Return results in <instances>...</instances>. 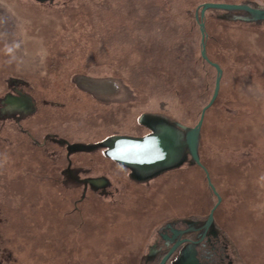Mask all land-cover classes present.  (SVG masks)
<instances>
[{
  "label": "rangeland",
  "instance_id": "1",
  "mask_svg": "<svg viewBox=\"0 0 264 264\" xmlns=\"http://www.w3.org/2000/svg\"><path fill=\"white\" fill-rule=\"evenodd\" d=\"M158 1L146 5L145 0H0V91L9 79L41 97L65 66L75 67L80 58L102 60L134 85L133 109L126 103L105 107L74 90L78 118L55 127L49 122L47 127H54L70 141L93 142L111 134L135 137L133 114L146 111L188 129L211 96L215 70L199 59V34L185 13L187 5L168 0L163 11ZM248 19L244 11L223 10L212 12L207 20V49L225 68L218 101L207 108L200 136L201 159L221 197L217 222L239 255L231 252L212 221L201 244L184 245L168 264H264V24L253 25ZM106 27L122 30L110 34L95 31ZM227 42L233 44L230 53L218 55L216 49L222 50ZM66 54L75 62H68ZM43 120H31L30 125L42 130ZM179 147V157L185 156L178 165L142 182L126 180L124 172L115 173L119 166L110 165L111 192L105 194L87 190L80 198L79 190L64 189L58 182L52 185L42 178L36 184L29 178L16 179L14 184L21 193L16 206L24 208L23 212L15 210L17 222L22 216L32 220L37 210L59 218L54 216L58 222L46 243L45 239L38 243L42 236L31 234L23 239L22 248L9 250L14 258L0 255V264H127L132 257L134 264H155L174 236L169 227L202 225L205 218L191 222L184 216L216 200L203 171L194 166L182 144ZM14 154L0 146V162L8 167L10 162L16 172L17 157L24 163L20 169L28 162L34 173L50 172L51 164L41 152L33 150L28 157L21 151ZM90 155L84 153L78 160L90 166ZM98 159L93 160L99 170H108L107 162ZM176 192L182 196L175 197ZM40 194L44 203L32 212L31 205ZM8 198L1 195L0 205L15 207V196L11 204ZM144 199L154 202L147 214L140 213L146 209ZM130 201L133 206H126ZM2 214L4 224L12 223L6 211ZM173 217L177 220L170 222ZM6 252L0 247V254Z\"/></svg>",
  "mask_w": 264,
  "mask_h": 264
},
{
  "label": "flooded vegetation",
  "instance_id": "2",
  "mask_svg": "<svg viewBox=\"0 0 264 264\" xmlns=\"http://www.w3.org/2000/svg\"><path fill=\"white\" fill-rule=\"evenodd\" d=\"M154 2L155 0H145L146 5ZM167 2L168 0H160L157 3L163 5V3L166 4ZM205 2L210 1L192 0L190 4L197 3V5L194 6L192 9H185V13L189 15L191 21L197 26L199 34V56L203 61H205L209 66H211L200 55L201 31L199 22L203 23L204 49L205 54L208 57L205 43L206 37L208 36L206 31L207 20L210 14H212V12L223 11L226 9L206 8L203 12L202 17H200V9L202 4ZM224 3L246 4L251 7H258L264 9V0H238L237 2ZM188 11H190V13H188ZM257 20L258 18H250L248 19L247 23L253 25L264 24L258 22ZM121 30L122 28L119 27H106L105 31H100L98 28H96L95 31L97 34H110L118 33ZM69 50L70 53L73 51L72 49ZM69 55L70 54H66L65 59H67V61L70 63H74V60L69 59ZM82 58L85 57L82 56ZM208 59L211 60L209 57ZM75 64H77L75 67L65 66V70L60 74V78L56 81H53L52 84L54 85H49V88L45 93L41 94V97H37L36 93L33 94L28 88L13 85L12 82H8L9 79L6 81L5 90L3 89V91H0V97L10 92V95H6V97L0 99L1 147L8 149L9 152L15 154L17 153V151H21L22 154L27 153L25 155L26 157L30 156L29 153L33 150L37 151L38 153L41 152L43 155V159L47 160V162L51 164V166H49L50 172L48 174H45L44 172L39 173L37 171L34 173V171H32L31 174L40 175V179L48 178L51 181L58 182L60 186H62L64 189H72L75 191L79 190V192H81L80 198L83 192L87 190H91L93 192H96L97 194H105L111 192V187L108 186V180L109 178H111V174L113 173V171L109 170L110 165L119 166V172L115 173L122 174L124 172V174L126 175V180L128 181L133 179L135 181L142 182L158 175V172H162L163 170H161L159 167H150L145 163V154L144 156L142 154H139L137 156L130 153L129 150L132 146H130L129 143H125V150H123V153L119 155V150H115L113 148L114 144L112 143V138L114 137H112V134L96 139V141L93 142H81L70 141L65 134L54 130V127L57 123L60 124V122H63L65 124L66 122L68 123V121L73 117L78 118V114L75 112V102H77L78 100L74 96V90H79L82 93L89 95L99 105L101 104L105 107H111L113 104L118 103H126L129 105V108L133 109V105L135 103V101L133 102V100H135L137 92L134 88V85L129 79L122 78L120 75H118L111 63L102 60L94 61L93 59L87 61L86 59L84 60L80 58L77 62H75ZM31 89L33 88L31 87ZM43 118L44 120L41 122L42 124L40 125L42 127V130L37 129L38 127H32L30 125L31 120H35L36 122H38L37 120H41ZM49 122H51L54 127H47V123ZM131 122V125L134 129H136L137 134L135 135V137L130 138H145L146 136L153 134L159 122H161V124L165 123L170 126H179L183 128L182 125H180L179 123L173 122L163 115H154L152 113H149L148 115L146 111H141L140 113H137L136 116L135 114H133V119L131 120ZM39 124L40 123H38L37 125ZM1 132L3 134H1ZM84 153L91 154L90 160L92 162L90 166L83 165L82 162L78 160ZM113 154H115V156ZM184 156L185 153L181 155V159H183ZM17 158V161H19V157ZM93 159H98L107 162L108 170H99L100 167L99 165H97L98 163L95 162ZM132 160L134 161L132 162ZM1 195H5L9 198L11 196L10 192L7 189L0 186V196ZM15 199L16 201L18 200V195L16 194ZM76 201L79 200L76 199L75 202ZM128 205L133 206V203H131L130 201L126 204V206ZM3 207L4 206L1 204L0 216L3 213ZM2 218L3 217L1 216L0 220H2ZM169 224L170 222H167L168 226H170ZM194 228V225L192 227L191 225H188L182 228L169 227L170 233L173 234L174 232V236L172 240L169 241L167 248L159 254L155 264L159 263L160 259L163 255H165L170 245L178 239L185 240H183L177 246V248L170 254L168 259L171 258V255H175L178 252L177 249L181 245L185 244L193 246L194 243L197 241V239L194 238ZM201 232L202 229L199 233L200 235ZM0 255H11V253L6 252ZM168 259L164 264H168ZM140 263L141 262L139 261L138 264Z\"/></svg>",
  "mask_w": 264,
  "mask_h": 264
},
{
  "label": "water",
  "instance_id": "3",
  "mask_svg": "<svg viewBox=\"0 0 264 264\" xmlns=\"http://www.w3.org/2000/svg\"><path fill=\"white\" fill-rule=\"evenodd\" d=\"M206 8H219V9H226V10H241L246 12L247 16L251 19H263L264 20V9L258 8V7H251L246 4H235V3H224V2H205L202 4L200 9V17H202L203 12ZM200 31H201V49H200V55L203 59H205L212 67L215 69V76H214V83H213V89L210 98L208 101L201 107L199 116L196 120V122L189 127L188 129H183L181 127H175L170 126L165 123L159 122L157 125L156 130L153 134L146 136L145 138H130V137H114L112 138V143L114 144L113 148L116 150L118 149V154L121 155L123 153V150H125V143H129L130 146H132L129 150L130 153L134 155L144 154L146 155V161L145 163L148 166H154L159 167L161 170L172 168L181 160V157H179V145L182 144V147L185 152H187L192 161L198 165L203 171L205 175V179L207 182V185L211 189L213 195L215 196L216 200L214 204L209 209V212L202 223V232L199 239H202V237L206 234V231L210 226H212L213 221V211L216 208V206L220 202V195L215 189V186L210 180L209 173L206 169V167L200 162L199 156L197 153V145H198V139H199V133H200V127L202 125L204 113L208 107L211 106L214 99L216 98V95L218 93L219 89V82L222 75V69L218 65V63L213 62L208 59V57L205 54L204 49V29H203V23L199 22ZM177 125V124H176ZM115 156V154H113ZM134 160H132L133 162ZM159 169V170H160ZM185 239H178L174 241L170 247L167 249V252L165 255L162 256L158 264H164L170 254L177 248V246Z\"/></svg>",
  "mask_w": 264,
  "mask_h": 264
},
{
  "label": "trees",
  "instance_id": "4",
  "mask_svg": "<svg viewBox=\"0 0 264 264\" xmlns=\"http://www.w3.org/2000/svg\"><path fill=\"white\" fill-rule=\"evenodd\" d=\"M191 1L192 0H181V3L187 5L186 8H191L192 9L194 6L197 5V3L190 4ZM137 2H139V1H137ZM140 2H143V0H140ZM148 7H150V6H148ZM161 7H162L163 11H166L167 8H168V7L165 6L164 3H163V5ZM133 9H134V7L132 9H130V10L134 11ZM162 9H161V11H162ZM163 14H165V12H163ZM257 21L260 22V23H264V20L258 19ZM209 39H210V36L208 34V36L206 37V40H205L207 55L212 61H216L220 65V67L222 69V76H223V72H224V68H225L224 64L222 62H220L219 60L213 58L210 55V53H209V51L207 49V45H208ZM232 47H233V44L231 42H227V44L224 43L223 47L221 48L222 50L216 49V53L218 55H220V56L224 55L225 53L229 54L231 49H232ZM175 59H179V56L178 57L176 56ZM199 59L202 61L203 64H207L205 61H203L200 58V56H199ZM210 67L213 68L212 66H210ZM222 76H221L220 84L222 82ZM217 101H218V95H217V98L214 100V102L212 103L211 106L216 104ZM198 115H199V113H198ZM197 118H198V116H197ZM201 129H202V126H201ZM200 136H201V131H200V135H199V139H198L197 153H198L200 161L206 167V169H207V171L209 173L210 179H211L212 178L211 177V171L209 170L208 166L202 161L201 156H200V142H201ZM10 153L14 154L12 152H10ZM15 163L17 164V165H15L17 167V169H16L17 172L15 171V167L14 168H10L12 166V164L10 162L8 163L9 167L6 164H2L0 162V186L5 188V189H7L10 192L11 196H10V198H8V202L10 204L12 202V197L15 196V194L18 195V200L17 201H19V198H20V195H21V193L17 192L16 184H14V181L16 179L20 178V179L26 180V179L29 178V179L34 180V182L36 184H38V182H41V179L39 178L40 175L31 174L33 169L29 167V163L28 162L26 163V166H23L22 169H20V167H22V164H24V163H22L21 161H15ZM194 166H196L197 168H200L195 163H194ZM165 170H167V169H165ZM200 170H202V169L200 168ZM45 181L51 183L52 185L57 183L55 181H51L48 178L45 179ZM211 182H212V180H211ZM208 190L210 191V193H212L209 187H208ZM174 196L175 197H181L182 193L181 192H176L174 194ZM43 197L44 196L40 194V197L36 198L35 203H32L31 206L34 208V209H32V212H35L36 211L35 209H39L41 207L40 205L42 203H44L43 202L44 201ZM33 199H35V198H31L30 201H32ZM163 200H166V199H163ZM17 201L13 199V202L15 203V207H13V206H4L3 207V210L5 209L4 211H6L8 213V216H9L10 220L12 221V223L9 221L11 224L9 222H8L9 224L8 223L4 224L6 221H5V217L2 216L3 218H2L1 221H2V224H4V226H2L3 230L0 227V247H1L2 252H6V250H8V252H9V250H12L11 252H13L14 248H16V247L19 248V246L22 248L23 247L22 245H24V243L26 242L23 239H29L31 234L34 235V236L35 235L36 236H38V235L42 236V238L40 236H38V237L41 238L40 240L37 238L39 240L38 243L39 242L43 243L44 239H45L44 243H46L47 240H48V236H49L50 232H52V230H53L54 224H56L58 222L57 219L55 221V219H53V218H54V216L56 218H59V216L55 215V213H53L54 215L53 214L52 215L48 214V216H45V211H42V210H40V211L37 210L38 213L35 212L36 215L34 217H32V220L28 219L29 216H26L27 219L22 216V217H20L21 219H19V221L21 220V222H19V221L17 222L19 214L17 213V215H16L15 210H20L21 212H23V210H24V208L21 207V206H18V204L16 206V202ZM152 203H154V202H152ZM152 203L148 202V201H146L144 199L143 202H142V206L145 205L146 209H144V212L141 211L140 213H143V214L144 213L147 214V212L150 213L152 208H153V207H150L152 205ZM206 205L208 206L209 203H207ZM207 206L197 210L198 211L197 213H194V214L191 213V214H189L187 216H184V218L189 220V221H191V222L197 220L198 218H202V219L206 218L207 213H208V211H209V209H210V207L212 205L211 206L209 205L208 207ZM220 207H221V203L213 211V226L215 227V229L218 231V233L220 235L225 236L226 241L229 243L231 252L234 255H239L235 243L233 242V240L231 238H229L228 235H226L224 228L217 222V214H218L217 211H218V209ZM134 209H135V212H138L137 211L138 210V206L135 207ZM128 211H129V209H128ZM42 212H44V213H42ZM140 213H139V215H140ZM136 218L138 219L139 216H136ZM170 219H171L170 222H173V221L177 220V217L176 218L173 217V218H170ZM179 219H181V218H179ZM20 223H21V225H20ZM47 223H49L50 225H46ZM47 226H48V228H47ZM194 226H195V228L193 229V230H195L194 231V233H195L194 238L197 239V241L194 243V245H198V244H201L202 239H203V237L205 235L202 237V239L198 240V238L200 236L199 233L201 231V227L202 226L201 225H198V226L194 225ZM198 230H199V232H198ZM187 231H189V230H187ZM184 245L185 244L181 245L177 249V251H179ZM5 246H7V249H6ZM8 256H12V255H8ZM172 256L173 255H171V257ZM170 259L171 258L168 259V262L170 261ZM134 260H135L134 257H132V259L127 258V264H134ZM13 261H15V260H13Z\"/></svg>",
  "mask_w": 264,
  "mask_h": 264
}]
</instances>
